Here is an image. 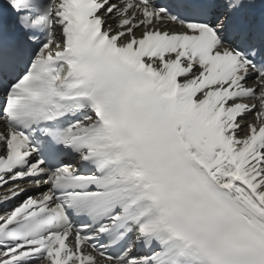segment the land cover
I'll return each instance as SVG.
<instances>
[{"label": "snow or ice", "instance_id": "1", "mask_svg": "<svg viewBox=\"0 0 264 264\" xmlns=\"http://www.w3.org/2000/svg\"><path fill=\"white\" fill-rule=\"evenodd\" d=\"M0 264H264V0H0Z\"/></svg>", "mask_w": 264, "mask_h": 264}]
</instances>
